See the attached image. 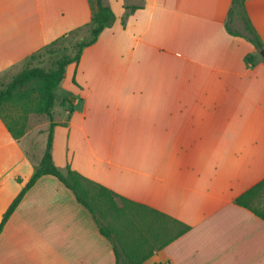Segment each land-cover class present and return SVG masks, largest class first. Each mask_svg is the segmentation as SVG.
Listing matches in <instances>:
<instances>
[{
    "label": "crops",
    "instance_id": "crops-1",
    "mask_svg": "<svg viewBox=\"0 0 264 264\" xmlns=\"http://www.w3.org/2000/svg\"><path fill=\"white\" fill-rule=\"evenodd\" d=\"M232 3L109 0L115 24L61 84L74 107L54 117L57 167L191 228L145 264H264V220L236 204L264 180V61H249L260 51L227 31ZM246 6L264 41V0ZM91 18L89 0H0V78ZM59 130L67 133L61 166ZM20 143L0 118V224L40 165ZM143 222L158 226L152 214ZM116 263L91 213L51 175L0 235V264Z\"/></svg>",
    "mask_w": 264,
    "mask_h": 264
},
{
    "label": "trees",
    "instance_id": "trees-1",
    "mask_svg": "<svg viewBox=\"0 0 264 264\" xmlns=\"http://www.w3.org/2000/svg\"><path fill=\"white\" fill-rule=\"evenodd\" d=\"M89 1L92 6V18L89 24L91 37L75 44V56L59 58L50 69L28 65L8 83L0 85V118L14 139L22 140L27 135L30 118L33 115L47 116L51 121L45 155L33 178L5 213L0 224V235L27 192L42 177L51 175L71 190L77 201L91 213L102 236L113 244L116 264H145L156 250L166 247L191 228L145 205L116 194L70 167L63 172L54 161V130L57 126L54 122V110L57 89L65 79L68 66L78 64L84 50L96 44L101 34L113 27L117 20L116 13L105 0H95V6L94 0ZM128 8L133 12L139 9L138 6ZM234 23H238L242 31L235 28ZM226 27L231 35L245 37L258 51L264 50V41L252 24L246 0H233ZM63 38L53 42L44 50L51 53L52 46L57 45ZM38 56L39 54L34 55L32 59ZM247 59L251 60V57ZM73 99L65 97L63 105L70 104L73 109ZM236 204L264 220V180L239 196ZM147 214L156 217L157 227L147 226L143 222Z\"/></svg>",
    "mask_w": 264,
    "mask_h": 264
},
{
    "label": "rangeland",
    "instance_id": "rangeland-1",
    "mask_svg": "<svg viewBox=\"0 0 264 264\" xmlns=\"http://www.w3.org/2000/svg\"><path fill=\"white\" fill-rule=\"evenodd\" d=\"M106 1V0H105ZM128 5H141L144 0H123ZM94 6L96 5V1L94 0ZM109 3V0L106 1V3ZM233 26L238 29H242V27L238 23H234ZM91 37V27L90 25L86 28H83L81 30H77L75 32L69 33L68 36L63 38L61 42H59L57 45L52 46L51 53H49L48 50H44L39 54L38 57L33 59L31 62H29V65L33 66H39L46 69H50L53 67L54 62L62 57H73L76 54V51L74 49L75 44L83 41L88 40ZM252 60H259L264 61V58L262 57L261 53H255L251 56ZM250 61V60H249ZM18 69H15L14 74L9 73L6 74L5 77L0 78V85L8 83L12 77L16 74ZM12 75V76H11ZM71 77V81H72ZM72 87V86H70ZM66 90L61 86L57 90L56 95V102H55V118L61 119L62 117L65 119L66 113L65 109H70V104H67L66 106L63 105V99H64V93ZM73 99V98H72ZM49 118L47 116H38L33 115L31 116L30 122H29V130L30 134L27 137V139L21 140V147L31 155L30 165L32 167H37L41 160L44 157V154L47 149L48 141H49ZM67 133L59 130L57 134V153H56V159L58 162V165L61 166L62 159L65 157V153H67V147H66V139H67ZM54 143V142H53ZM54 145V144H53ZM60 169V168H59ZM61 170V169H60ZM63 172H66V170H62ZM29 173L26 167H22L19 170V177H20V183L22 181H25L28 179Z\"/></svg>",
    "mask_w": 264,
    "mask_h": 264
},
{
    "label": "water",
    "instance_id": "water-1",
    "mask_svg": "<svg viewBox=\"0 0 264 264\" xmlns=\"http://www.w3.org/2000/svg\"><path fill=\"white\" fill-rule=\"evenodd\" d=\"M262 57L264 58V50L260 51Z\"/></svg>",
    "mask_w": 264,
    "mask_h": 264
}]
</instances>
